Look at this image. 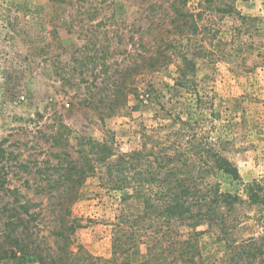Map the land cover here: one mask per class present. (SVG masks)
Wrapping results in <instances>:
<instances>
[{
  "label": "rangeland",
  "instance_id": "obj_1",
  "mask_svg": "<svg viewBox=\"0 0 264 264\" xmlns=\"http://www.w3.org/2000/svg\"><path fill=\"white\" fill-rule=\"evenodd\" d=\"M175 7L194 15L195 31L186 14L173 22ZM166 46L165 66L138 67ZM115 88L132 91L113 112ZM178 119L219 138L237 171V179H206L240 197L225 213L234 221L228 242L263 232L261 206L247 204L245 187L258 185L264 198V0H0V226L11 209L27 206L40 212L31 232L53 250L56 190L48 185L64 173L59 162L77 160L88 140L109 141L118 152L149 148L147 137L172 132ZM122 194L107 186L104 166L83 181L68 205L81 224L74 250L111 257L114 224L138 207ZM206 228H198L204 264H233L227 241ZM146 257L144 244L127 254L133 264ZM0 264L38 262L18 254Z\"/></svg>",
  "mask_w": 264,
  "mask_h": 264
},
{
  "label": "trees",
  "instance_id": "obj_2",
  "mask_svg": "<svg viewBox=\"0 0 264 264\" xmlns=\"http://www.w3.org/2000/svg\"><path fill=\"white\" fill-rule=\"evenodd\" d=\"M211 1L207 0L208 3ZM173 13V22L184 20L186 14L191 20L189 30H196L194 15L176 7ZM179 27L177 24L176 28ZM167 50V46L164 50H155L154 56L142 58L138 67L158 69L165 66L170 59L165 53ZM182 72L180 70L179 77L184 80L186 75ZM126 73L128 69L121 77ZM123 80L124 77L121 83ZM131 91L130 88L125 92L115 88L108 96L112 98L107 103L108 110H119L121 104L115 101ZM176 125L177 128L168 134L147 137L151 143L149 148L147 142H143L140 149L118 152L109 141L88 140L87 151L80 152L77 160L67 161L64 167L59 162L56 171L63 170L64 173L56 185H48L51 190H56V194H51L57 209L53 220L55 228L51 232L55 248H43L42 241L30 230V222L35 221L40 212L29 214L28 207L20 205L11 209L15 214L2 219L0 261L19 254L32 256L38 264H133L127 259L128 252L136 245L144 244L147 257L135 264H204L198 244L204 230L198 228L206 225V229L218 233L219 240L227 241L228 260L233 264L238 260L264 264V198L259 186L246 185L245 196L248 205L261 206L263 232L241 244L229 243L234 221L225 213L239 204L240 197L222 192L219 184L206 179L216 173L237 179V171L221 155L219 138L214 140L203 132H196V122L178 119ZM61 128L66 130L64 125ZM98 165L105 168L107 186L123 193V202H138L134 213L127 209L114 224L109 258L93 257L81 246L74 250L71 240L73 231L81 228V224L70 218L68 205L76 199L77 190L94 174ZM18 209L23 210L27 218L21 216Z\"/></svg>",
  "mask_w": 264,
  "mask_h": 264
}]
</instances>
